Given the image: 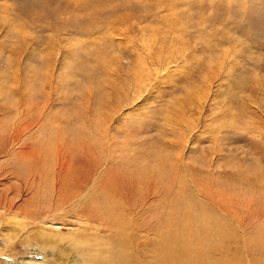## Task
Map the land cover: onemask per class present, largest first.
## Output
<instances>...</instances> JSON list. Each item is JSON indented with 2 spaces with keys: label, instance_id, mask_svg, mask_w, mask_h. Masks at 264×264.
Segmentation results:
<instances>
[{
  "label": "rangeland",
  "instance_id": "374dc122",
  "mask_svg": "<svg viewBox=\"0 0 264 264\" xmlns=\"http://www.w3.org/2000/svg\"><path fill=\"white\" fill-rule=\"evenodd\" d=\"M0 227L59 242L12 264H82L115 227L144 262L177 264L167 236L264 264V0H0Z\"/></svg>",
  "mask_w": 264,
  "mask_h": 264
},
{
  "label": "bare ground",
  "instance_id": "6f19581e",
  "mask_svg": "<svg viewBox=\"0 0 264 264\" xmlns=\"http://www.w3.org/2000/svg\"><path fill=\"white\" fill-rule=\"evenodd\" d=\"M21 209H22V207L20 208V210ZM77 211H78V213L83 212V211H80V209H77ZM50 212L51 211H49V213ZM104 212H106V210H104ZM23 213L24 214L27 213L25 216H27L29 218V216H28V214L30 213L29 210H27L26 208H23ZM55 214L56 213H53L50 215V216H55V217L51 218L52 220L56 219ZM31 215L34 216L33 214H31ZM48 215L49 214H46V213L45 214L40 213V212L37 213L36 218H34V220L32 221V224L35 227L37 225L40 226L41 221L45 222V219L49 218ZM109 217H110V219L113 218L112 215H110ZM86 219H87V221H91L94 219L98 220V217L92 218V217L87 216ZM99 220H100L101 224L103 222L102 226H104L106 218L100 217ZM24 226L28 227L29 224L24 223V224L20 225V228H23ZM109 227L110 226L106 225V229L110 230ZM121 227H115L118 231L117 232L115 231L114 234H116V235H114V236L112 235L109 239V242H111V243L108 242L110 244V247H108V248H110V250L107 249V250H109V251H107V253H109V254H102V252L94 251L93 248L88 245L89 243L86 244L87 242H86V239L84 237H80V236L77 237L79 240V245H81V247H79L81 249L80 252H82V254L84 255L82 264H162V262H159V259L157 261L155 260L153 262H144V261H141V259H138L137 256L134 255V253L132 254L129 247L131 246V249H132L133 246H136V247L138 246L137 249L139 251L142 250L143 247L141 248V245H143L145 243V239H142V238H145V236L140 233V230H137V232L134 231L133 235L131 236L130 233H126V231L124 229H122ZM112 228H113V226H112ZM0 229H1V227H0ZM43 231L42 232L41 231L31 232L33 234V236H32L33 238L31 240H29L30 236L28 238H20L17 236V234L16 235L13 234V235H9V236L7 235L8 237L5 238L3 246L1 247V245H0V264H12V262H7L5 258H13L14 259L17 257H22L23 255L26 256V254L30 253L29 250H33V251L37 250L38 252H40L41 250L45 251L47 249V247H49V246L53 247L55 244L59 243L58 239H56V240L55 239L54 240L53 239H46L44 236H40L43 233ZM25 232L31 234L28 231V229ZM140 238L142 239V241L138 242ZM164 238L166 239L167 236H165ZM165 239H163L164 241L162 242V246H160V250L164 254L165 258L169 257V258L175 259L177 264H205V262H206L205 259L203 260L202 255L200 253H196V252L192 253V254L183 253V256L178 257L179 259H177L176 258L177 256L172 252V250L169 247H166L167 243H169V242L166 241ZM84 242H86V243H84ZM154 243H156V241ZM18 245L19 246L22 245L25 247L24 248H18L17 247ZM25 248H28L27 251L25 250V252H27V253L21 252ZM145 252H147V251H145ZM154 255H156V254L154 253ZM171 256H174L175 258L171 257ZM20 264H27V263L26 262H20ZM49 264H54V262L49 263Z\"/></svg>",
  "mask_w": 264,
  "mask_h": 264
}]
</instances>
